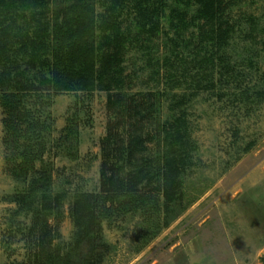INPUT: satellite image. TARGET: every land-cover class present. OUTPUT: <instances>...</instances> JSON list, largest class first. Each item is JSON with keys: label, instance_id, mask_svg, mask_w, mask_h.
Wrapping results in <instances>:
<instances>
[{"label": "trees", "instance_id": "obj_1", "mask_svg": "<svg viewBox=\"0 0 264 264\" xmlns=\"http://www.w3.org/2000/svg\"><path fill=\"white\" fill-rule=\"evenodd\" d=\"M225 2L0 0L2 144L13 157L11 175L25 181L32 174L30 187L15 198L22 205L20 212L31 219L30 234L43 231L36 245L49 234L44 230L48 218L61 214L66 198L53 192L48 170L35 171L51 128L47 110L63 93L105 92L110 117L101 141L99 191L73 197L70 214L77 238L98 235L100 223L116 214L140 215L144 245L169 226L193 166L189 97L213 93L216 82L226 84L223 79L234 75L221 55L234 35L224 17ZM201 22L206 31L199 27ZM190 27L199 31L198 50L191 49L193 38L183 34ZM161 47L164 55L159 56ZM130 50L139 53L143 70L151 68L150 80L162 79L161 92L132 93L125 85L122 65ZM177 55H191V61L175 64L172 58ZM179 90L183 93H174ZM162 100L168 117L163 121L158 117ZM71 124L58 143H75L77 125ZM149 144L155 145L152 155ZM150 185L152 190L143 189ZM32 250L26 261L15 264H52L50 256Z\"/></svg>", "mask_w": 264, "mask_h": 264}, {"label": "rangeland", "instance_id": "obj_2", "mask_svg": "<svg viewBox=\"0 0 264 264\" xmlns=\"http://www.w3.org/2000/svg\"><path fill=\"white\" fill-rule=\"evenodd\" d=\"M225 3L224 17L234 28V35L221 55L234 75L223 79L226 84L216 82L213 93L189 97L187 123L190 144L195 148L193 166L183 180V199L169 226L144 245L140 215L116 214L100 223L98 235L77 238L70 208L75 194L99 191L104 155L101 141L110 117L105 92L63 93L54 97L47 110L51 128L46 133L42 162L35 164V171L48 170L53 192L66 198L61 214L48 218L44 230L50 232L40 245L34 240L43 231L36 229V234H30L31 219L20 212L22 205L15 198L30 187L32 174L24 177L25 181L11 175L13 157L2 144L0 108V264L24 262L32 249L50 256L52 264H262L264 0ZM95 11L100 10L95 7ZM199 27L208 28L203 22ZM183 34L193 38L191 49L198 47L196 27ZM206 48H201L203 53ZM158 55H164L162 47ZM186 59L191 61V55L172 58L178 61L175 64ZM142 65L137 51L127 52L122 65L125 85L132 93L161 92L162 79L150 80L151 68L143 70ZM159 113L161 121L168 118L165 100ZM71 123L77 125L75 143H58ZM148 148L152 155L155 145ZM153 187L143 189L148 192Z\"/></svg>", "mask_w": 264, "mask_h": 264}]
</instances>
